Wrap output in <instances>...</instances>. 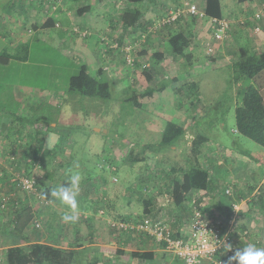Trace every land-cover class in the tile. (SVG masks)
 <instances>
[{
	"label": "rangeland",
	"instance_id": "rangeland-1",
	"mask_svg": "<svg viewBox=\"0 0 264 264\" xmlns=\"http://www.w3.org/2000/svg\"><path fill=\"white\" fill-rule=\"evenodd\" d=\"M78 5L80 4H74L73 9ZM109 5L115 10V3L109 2ZM30 7L35 8L41 17L44 14L39 3L25 0L23 15L27 16L30 13ZM103 15L106 23L111 22L112 12L104 11ZM72 17H75L74 14L71 17L56 18L60 26L58 24L45 32H34L32 29L28 32L25 29L23 44L12 45L7 40L0 41V55L7 58L5 62L0 61V145L6 148V154L12 152L13 145L17 150H21L26 145L54 136L56 145L51 158L53 161L47 162V158L42 160L43 172L47 167L50 169L49 164L52 165L51 182L56 187L60 185L61 180H69L71 174L79 173L81 180L77 196L78 208L80 205L90 208L92 222L96 223L95 218L98 217L107 229H111L109 222L119 221L117 214L128 216V223L147 215L153 220H165L170 228L175 222L178 224L185 221L187 216L190 219L191 211L190 213L188 210H185V213L179 211L171 204L168 193L159 192L158 184H162L163 179L168 178L157 176L154 172L162 169L170 171L172 165L183 168L201 165L208 169L210 177L215 171L221 172L222 178L225 171L223 164L212 167L210 161L192 153L189 141L198 133L209 137L202 146V151L208 150L213 159L215 155H219L217 142L222 140L221 143L227 145L228 149H234L233 156L247 153V158L256 165L257 172L264 174V147L235 132L234 102L231 97L236 87L235 71L233 79L230 68L214 70L204 61L196 64L194 62L197 61H194L190 52L188 58H193H190L192 65L186 63V60L178 61L171 51L166 60L154 62L150 58L151 48H140L143 41L140 39L129 41L127 38L124 45L118 44L115 50L131 52L129 58H133L132 61H128L126 55L124 63L116 57L111 58L114 62L111 64L105 52L107 47L104 41L96 38L97 44L94 45L96 39L87 31L83 35L82 26H72ZM4 30V27L0 28V33L4 34ZM140 34L136 33L135 36L140 37L138 36ZM93 35L96 36L95 33ZM160 38H167L166 33L157 37L159 43ZM237 39L236 36L233 41L235 44L240 42L239 45L249 41L247 36L244 39ZM164 46L167 47L168 44L165 43ZM140 50H144L145 53L139 54ZM81 64L87 66L91 76L110 82V98H91L68 90L69 78L78 73ZM194 67L200 72L198 78H193V74L190 73ZM99 68L102 74H97ZM143 68H148L152 77L150 82L144 78ZM261 74L253 76V80L257 78V83L263 81L264 73ZM185 75L189 77V81L183 83ZM173 78L177 80L172 81ZM253 80L243 78L239 81L241 87L239 84L236 92L238 95L241 93L238 96L240 101L246 92L243 91L244 86ZM161 84H166L164 89L155 91L151 96L142 95L147 87H158ZM197 94H201L199 102ZM201 107L205 116L199 115L198 108ZM167 121L184 127V134L171 146L170 152H166L163 146H160L161 152L158 156L151 151H145L147 149L143 147L144 145L159 141ZM56 122L57 125L51 127ZM221 122L224 123V127L221 126ZM186 131L189 133L192 131L193 135L189 136ZM131 148L146 156L143 162L133 163L130 157L128 160L124 159ZM22 152H20L22 155L20 153L18 155L20 158L23 157L24 164L28 165L26 169H30L34 163L26 162ZM5 161L3 164L9 163L7 158ZM59 163H62V168ZM36 164L37 168L40 167V162ZM75 164L79 167H75ZM148 174L152 175L149 185L141 189V193L136 192V187L147 182ZM11 192L17 196L18 191ZM233 192L235 195L236 190L232 187L230 195ZM218 195L222 198L225 196L222 193ZM147 196H150L152 201L149 205L151 208L149 214L144 213L146 204L143 199ZM207 200V195H204L200 202L198 200L196 202L203 210L206 209L203 203ZM37 203L36 208L42 205L40 202ZM51 205L52 202L43 207L50 208ZM100 210L104 214L100 215ZM204 213L210 217L219 215L216 211L210 210ZM57 216L58 212L53 215ZM40 218L35 217L37 220ZM55 220H51V231L66 227L70 229L69 223L60 221L59 224V221ZM43 224L35 228L34 222H29L30 228L37 231L43 228L45 225ZM255 226L249 227L252 234L256 233ZM233 227V235L237 239L238 229H241L239 220ZM80 228L84 230L85 227L80 225ZM94 228L95 226H92V230ZM145 237L150 247H154L155 241ZM252 244L262 246L260 244L258 246L256 242Z\"/></svg>",
	"mask_w": 264,
	"mask_h": 264
},
{
	"label": "crops",
	"instance_id": "crops-1",
	"mask_svg": "<svg viewBox=\"0 0 264 264\" xmlns=\"http://www.w3.org/2000/svg\"><path fill=\"white\" fill-rule=\"evenodd\" d=\"M24 1L25 0H0V28H5L4 34L0 33V41L7 40V42H11L12 45L15 43L17 45L23 44V32L25 29H27L28 32L31 29L34 32H45L48 28L58 26L59 22L56 18L71 17V15L73 16L74 14L75 17H72V26H82L84 29L83 32L86 33L87 31L94 39L100 38V41H104V44L107 47V51L105 50V52L107 53L111 64L114 63L111 58L115 59L116 57L119 61L121 60L124 63V57L128 53L121 50L123 51L122 53L121 51L115 50V48H118V44L120 46L124 45V40L126 38L129 39V41L141 39L144 43L140 48H151L152 51L150 53L156 51L154 47L155 45H158L159 50L163 52L162 60H166L167 56L171 55H169L170 48L168 46L165 47L166 45L163 47V44H167V38H160L161 43H159L157 37L163 33L168 35L169 32L178 31L184 32L189 40L187 53L184 56H175L178 61L186 60V63L192 65V61L190 60L192 57L188 58L190 53H192L193 58L195 59L194 61H197L194 62L196 64L204 61V63L207 62V64H209L214 70L230 68L233 79L235 76L233 63L235 59L239 57L241 50H245L249 55L259 54L264 51V0H220L219 17L225 18L229 22L227 34L220 40L215 39L212 35V27L208 21V18L212 16H208L205 13L206 18L199 19L195 16L188 15L187 13H183L178 17L175 24L168 28L157 27L154 30H149L147 28V33H150L151 36L147 37V40L145 41L141 38L143 34L141 29L142 26H153V24L162 16L167 14L170 8L178 6L180 0H147L143 3L128 2L126 0H29L30 3L40 4L41 10L43 9L42 13H44L42 17L33 7H30V13L27 16L23 15ZM109 2L115 3V10L112 9ZM195 2L198 7L205 12V0H195ZM74 4L80 5H78L76 9H73ZM135 9L140 10V23L142 24H140L139 21L136 22V24L139 23L136 25V28H133V26L121 25L120 18L124 12L132 13ZM19 10H21L20 13ZM104 11H108L109 13L112 12V19H110L111 22L106 23L104 21ZM258 11H260L261 16L260 18H255L254 13ZM242 20L243 23L241 24L240 21ZM96 32L99 34L97 35ZM93 33H95L96 36L93 35ZM136 33L142 34L138 35L140 37H137L135 36ZM236 36L238 39H244V37L247 36L249 41L247 43H242V45H239L240 42L235 44L233 38H236ZM98 39L95 40L94 45L97 44ZM112 42H118L117 47L111 46ZM129 43L131 44V42ZM193 52L195 53L193 54ZM141 53H145V51L140 50L139 54ZM114 54H117V56ZM135 59L137 63V57H135ZM101 72L102 71L99 68L97 74H102ZM187 72H189L188 69ZM190 73L193 74V78H198V73L200 72L194 67ZM259 73L263 74L264 68ZM201 78L202 77H200V80ZM242 79L243 78L234 80L236 87L235 91L231 94L234 102V109L241 102L238 97L241 93L238 95L236 88L240 84L239 81ZM249 79L250 81L253 80V76ZM188 81L189 77L185 75L183 83ZM192 81L195 82L194 79ZM251 88L258 90L264 103V80L257 83V78H254L252 83L250 82L248 85L244 86L243 91H248ZM197 95L198 97L201 96V94ZM199 101L200 97L198 102ZM199 115H205L204 112H202V109H199ZM220 124L224 127L223 122ZM56 125L57 122L53 123L51 127ZM45 130H47V128H45ZM186 132L191 136L192 133H189L188 131ZM235 132L238 133L236 127ZM208 138L209 137L206 136V141H208ZM221 141L222 140L217 142V145L219 146V155H215L214 159L206 149L203 151L201 149L200 153L197 154L204 160L210 161L209 164L212 167H214V165L223 164L225 170L222 178L220 177L221 172L217 173L213 171V176L210 177L209 175L210 185L206 192L208 200L203 203V207H209L210 209H214L217 213H221L219 210L222 209V207H226L233 202L238 203L241 210H239L240 212L235 223L237 224L239 220L241 229H238L237 239H235L237 249L254 242L258 243V246L259 244L262 245L260 247L264 248V174L261 175L257 172L256 165L247 158V153L243 152L241 155L238 154V156H233L234 149H228L227 145H223ZM54 145H56L54 142V136H48L46 140H42V147H40L39 150L30 148V151L32 154L37 155L39 158L38 161L42 162V160L47 158V162H51L53 161L51 158L55 153ZM14 146L15 145L12 147ZM25 147L18 150V152L23 151L22 153H25V151H27V147ZM224 151L226 152V156H224ZM41 152H45V155L42 156ZM51 167L52 165L49 164L50 169L47 167L44 171L43 180H46V182H49L48 175L51 172ZM62 167L63 165H61L60 168ZM7 173H9V170ZM5 181H0V195L4 192L1 191L5 189L13 192L18 191ZM221 183L223 187L220 188ZM232 187L236 190L235 195L234 192L232 195H230V193L226 194V189L230 191V188ZM220 189L223 190L219 191ZM220 193L225 195L224 198L218 195ZM48 197L52 202V205L49 206L50 208H44V204L36 208L37 200H33V198L27 196V194H24L21 191L17 192V199L20 200V203L26 200L29 201L32 218L41 217L40 224H45H43L44 226L40 231L36 230L34 232L32 229L29 231L30 233H26L30 237L28 239L29 242H41L62 248L76 249L77 256L75 264H187L181 258L167 253L161 245L155 242V246L150 247L149 241L142 234H134L130 231H119L118 233V231H115L112 228V230L109 228L107 229L104 224L102 225L103 222L98 219V217L95 218L96 223H93L92 218L90 219V208L85 205L84 207L81 205L79 206L78 213L80 219L75 224L69 223L70 229L66 227V229L59 228V230L55 232L51 231V220L56 219L55 221H59V224H61L60 221L64 222L61 218L62 215L70 213L71 210L66 205L63 206L59 200L53 198L50 194ZM8 207L7 210H0V212H2L0 215L3 216L2 221L4 223L7 221V214H10L11 212L9 211H12V207L9 205ZM35 211L37 213L36 216ZM44 212H46V214H44ZM56 212H58V216L53 217ZM99 214H104V212L100 210ZM119 215L121 214H117V216ZM108 220L109 218L107 221ZM223 221H225V219ZM83 224L85 225L83 226ZM178 224L179 228H177L181 233L184 231L185 227H182V222H178ZM80 225L85 227L84 230L80 228ZM254 225H256L254 229L256 233L252 234V230L249 227H253ZM92 226H95L94 230H92ZM109 230L111 231L109 232ZM233 233L234 232H232V235ZM245 242L247 244H245ZM131 245L134 247H131ZM137 246H139V248ZM101 247L117 248L120 252H117V254H111L102 251ZM133 250L153 251L154 256L151 260L138 261L132 258L129 254ZM0 253L3 255L2 251H0Z\"/></svg>",
	"mask_w": 264,
	"mask_h": 264
},
{
	"label": "trees",
	"instance_id": "trees-1",
	"mask_svg": "<svg viewBox=\"0 0 264 264\" xmlns=\"http://www.w3.org/2000/svg\"><path fill=\"white\" fill-rule=\"evenodd\" d=\"M126 1L134 2V3H143L147 0H126ZM204 10L208 16L210 15V16L219 17L220 0H205ZM140 17L141 16L139 9H135L134 12L132 13L124 12L122 17L120 18V24L126 26H133V28H136V25H138L141 21ZM138 21L139 23L136 24V22ZM176 21L177 20L171 23L164 24L163 26L160 27L168 28L171 25H174ZM147 28L148 27L146 25L144 27L142 26L141 29L143 31V34L148 32ZM150 36L151 34L147 33V36H145L144 41L147 40V37ZM167 44L168 47L170 48V51L175 56H180V55L184 56L187 53L189 40L185 35V33L182 31L169 32V34L167 35ZM154 48L156 51H153L151 53L150 58H152L154 62H159L163 59V52L159 50L158 45H156ZM128 54L131 55V52H128ZM0 61L5 62V58H3V56H0ZM233 68L234 71L236 72V79H239V77L251 78L252 76L256 75L264 68V51L259 54L249 55L245 50H241L239 57L235 59L233 63ZM147 69L148 68H143L144 78L150 82L152 77ZM176 80L177 79L173 78L172 81H176ZM165 85L166 84H161V86L158 87L149 86L143 90L142 95L151 96L155 91L164 89ZM68 90L71 92L78 93L82 96L97 98V99H108L110 98L111 95L110 82L108 80H98L95 77L91 76L88 73L87 66L85 64H81L78 73L69 78ZM198 109H203V108L201 107ZM234 117H235V127L237 132L240 135L247 137L248 139H251L258 145L264 147V103L262 101V97L258 92V90H256L255 88H251L250 90L246 91L243 94L240 104L237 105L234 109ZM184 132H185L184 127L177 125L173 122L167 121L159 141H157V143H147L143 147L147 149L145 151H151L152 154L157 156L160 155L159 153L161 152L159 151L160 146H163L164 149H166V152H170V150L172 149L171 146L175 143L176 140L179 139V137H181L184 134ZM191 133L193 135L192 131ZM206 140L207 139L205 135H203L202 133H198L196 134V136L193 138L192 141H189L191 143V147H190L191 151L192 153L195 154V156L200 153V150L202 149V146L204 145ZM26 147L25 148L27 151L23 153V156L25 157V161L28 162L27 159L31 158L29 160V163H34L30 166V169H26L28 168V165L24 164L23 157L20 158V156L18 155V153L20 152H18L15 146L11 148L12 152L6 154V148L0 145V181L6 180L5 182L9 183L11 187L14 186L10 182L11 174L7 173L8 167L6 165H9L13 167L15 170H19V171L21 170L27 176H31V175L35 176L36 178L35 186L37 192L45 199L50 200L48 197L50 191L52 189L66 185L69 180L67 179L61 180L60 185L56 187L51 182V178L53 176L51 172H50L51 174L49 173L48 175L49 182L43 180L44 166H42L41 161H38L39 158L37 157V155L32 154L30 151V148L39 150V148L42 147V140L36 142L35 144H31V145L29 144ZM44 155L45 152L42 153V156ZM128 157L132 159L130 160L131 162L136 163L139 161L143 162L146 156H144L143 153L141 154L135 152L134 148H131L129 150V153L124 157V159L128 160ZM6 158L8 159L9 163L3 164L4 162H6L5 161ZM37 162L41 163L40 167L38 168L36 167ZM60 164L62 165V163H59V165ZM169 170L170 171L162 169L160 171L157 170L154 172L157 176L168 178V179H163L162 184H158L159 192L168 193L171 200V204H173V206L176 209H178L183 213L186 212L185 210H188L190 213L192 199L195 198L200 202L201 198L204 197V195H207L206 192L210 185L209 171L207 168L202 167L201 165L188 166L186 168H183L182 166L177 167L175 165H172ZM151 178L152 175L148 174L146 176L147 182L144 183L140 182L141 184L139 185V187H136L137 189L136 192L141 193L140 192L141 189H143L146 185H149ZM46 191L49 193H47ZM1 192H3L2 195L12 193L7 189L2 190ZM27 196L34 198V194L31 193H28ZM150 196H147L146 199H143L144 203L146 204L144 208L145 214L151 213V208H149V205L152 202L150 200ZM50 202L44 205L47 206L50 204ZM232 204L233 203H231V205H228L226 207H222V209L219 210V212L221 213H219L218 218H221L224 225L228 224L230 215L233 212ZM9 206L12 207L11 208L12 211H9L11 213L7 214L6 216L7 221L5 223L2 221L3 217L0 216V251H2L3 253V255L0 253V263L2 264H75L76 263V256H77L76 249L62 248L41 242H29L28 239L30 237L26 233H30L27 232L29 231L30 228L29 222L31 220L33 221L35 218L34 219L32 218V212L28 200L20 203V200L17 199V196H13L12 200L9 203ZM7 208H9L8 205L5 207V209L0 208V210H7ZM200 209L202 210V208ZM206 209H203L202 212L204 213L209 210L211 212L215 211L214 209L212 208L210 209L209 207H207ZM181 212H179L180 215ZM1 213L2 212H0V214ZM117 217L119 218V221L128 222L127 221L128 216L126 217L124 215H119ZM143 217H149V216L146 215ZM143 217H139L138 220L134 222L142 220ZM224 219L225 221H223ZM38 221L40 222L39 219ZM188 221L189 218L187 216L185 221L182 222V227L187 226ZM33 226L35 228L40 227V226L36 227L35 225ZM177 227H178L177 222L171 224V230L174 236H178L180 234L178 229L179 227L178 228ZM30 230L32 229L30 228ZM33 231L35 232L36 230ZM159 245L162 246V244ZM101 249L102 251L109 252L111 254H117V252H120V250L113 247H101ZM129 254L132 258L138 261L151 260L154 256L153 251L133 250Z\"/></svg>",
	"mask_w": 264,
	"mask_h": 264
},
{
	"label": "built area",
	"instance_id": "built-area-1",
	"mask_svg": "<svg viewBox=\"0 0 264 264\" xmlns=\"http://www.w3.org/2000/svg\"><path fill=\"white\" fill-rule=\"evenodd\" d=\"M187 13L188 15L197 18H206V14L201 10L195 0H180L178 6L170 8L166 15L162 16L153 26H149V30H154L164 24L174 22L180 15ZM255 18H260V11L254 13ZM210 26L212 27V35L215 39L220 40L227 34L229 22L225 18L212 16L208 18ZM243 23V20L240 21ZM83 35L86 33L83 32ZM146 33L142 34V40L145 39ZM117 47V43L112 44ZM126 49V48H125ZM128 50V49H126ZM130 54H127L128 61H132ZM144 66H147V64ZM31 158L27 159L29 162ZM37 165V164H36ZM37 167V166H36ZM11 174L10 182L13 187L24 193L34 194L35 200L42 204H48L50 200L41 196L36 189L35 176H27L21 170H15L13 167H8ZM226 193H230L226 189ZM13 193H8L0 196V208L5 209L12 200ZM51 203V202H50ZM191 217L178 236H174L171 228L165 220H153L149 217H143L142 220L128 223L124 221H111L109 225L116 231H130L131 233H141L153 239L157 244H162V248L173 256L181 258L187 264H227L228 258L237 250V244L234 236L232 235L233 224L239 215V204H232V214L230 215L229 222L224 225L221 218L210 217L203 213L200 209L196 199L191 201ZM36 227L40 226L37 219L33 220ZM231 245L232 248L225 252V246ZM232 264H235L233 261Z\"/></svg>",
	"mask_w": 264,
	"mask_h": 264
},
{
	"label": "clouds",
	"instance_id": "clouds-1",
	"mask_svg": "<svg viewBox=\"0 0 264 264\" xmlns=\"http://www.w3.org/2000/svg\"><path fill=\"white\" fill-rule=\"evenodd\" d=\"M75 167H79V165L75 164ZM80 180V174L73 173L70 175L66 185L50 191V195L53 198L59 200L71 210L70 213H65L61 217L65 223L75 224L80 219L77 200ZM231 248V245H226L225 252L231 250ZM233 261L235 264H264V248L257 247L255 244L250 243L245 247L237 249L234 254L228 258L227 264H232Z\"/></svg>",
	"mask_w": 264,
	"mask_h": 264
}]
</instances>
